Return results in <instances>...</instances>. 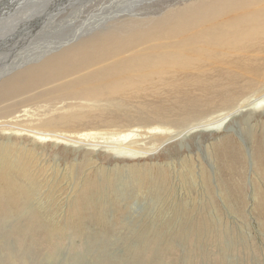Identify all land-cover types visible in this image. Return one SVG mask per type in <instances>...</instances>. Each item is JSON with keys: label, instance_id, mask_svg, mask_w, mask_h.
I'll use <instances>...</instances> for the list:
<instances>
[{"label": "rangeland", "instance_id": "374dc122", "mask_svg": "<svg viewBox=\"0 0 264 264\" xmlns=\"http://www.w3.org/2000/svg\"><path fill=\"white\" fill-rule=\"evenodd\" d=\"M12 1L0 0V7ZM94 1L89 13L106 2ZM30 4H11L0 23V70L34 57L52 39L35 20H21L35 13ZM159 104L147 96V112ZM245 112L219 131L186 130L192 122H119L121 131L147 135V153L125 158L106 148L0 133L1 146L13 148L0 185V264H264L258 152L264 158V114ZM87 125L71 133L103 135L118 127ZM226 136L233 147L224 152L218 144ZM21 145L34 148L37 159L26 157Z\"/></svg>", "mask_w": 264, "mask_h": 264}, {"label": "bare ground", "instance_id": "6f19581e", "mask_svg": "<svg viewBox=\"0 0 264 264\" xmlns=\"http://www.w3.org/2000/svg\"><path fill=\"white\" fill-rule=\"evenodd\" d=\"M23 1L2 5L0 23L7 8ZM28 1L35 13L21 20H35L52 39L33 59L0 70V133L106 148L125 158L147 153V135L122 125L192 122L186 130L219 131L243 111L264 114V0H106L91 13L94 0ZM147 96L160 103L150 112ZM169 113L178 118L170 124L163 118ZM107 116L113 118L102 121ZM100 122L118 127L103 135L71 133ZM161 127L154 129L168 131ZM232 140L222 138L219 148L225 152ZM21 148L37 159L34 148ZM11 152L0 144V185Z\"/></svg>", "mask_w": 264, "mask_h": 264}]
</instances>
